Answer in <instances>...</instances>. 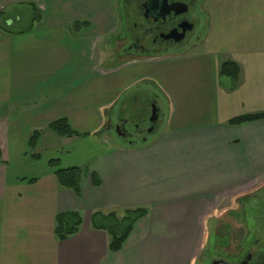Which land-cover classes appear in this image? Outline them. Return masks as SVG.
<instances>
[{"label":"crops","instance_id":"1","mask_svg":"<svg viewBox=\"0 0 264 264\" xmlns=\"http://www.w3.org/2000/svg\"><path fill=\"white\" fill-rule=\"evenodd\" d=\"M105 3L0 0L4 16L29 4L42 13L25 33L0 29V264H195L222 198L264 176V118L230 124L264 115V0H199L206 27L194 42L127 64L100 56ZM226 62L240 68L236 85L220 74ZM142 81L164 98V129L140 147L110 146L108 111ZM60 120L82 136L50 132ZM35 131L40 164L29 151ZM71 168L83 170L80 197L55 176ZM137 209L147 215L112 253L93 216ZM65 213L82 226L60 242Z\"/></svg>","mask_w":264,"mask_h":264},{"label":"rangeland","instance_id":"2","mask_svg":"<svg viewBox=\"0 0 264 264\" xmlns=\"http://www.w3.org/2000/svg\"><path fill=\"white\" fill-rule=\"evenodd\" d=\"M123 1L124 0H106L104 5V11L106 12L104 25L110 32L104 37L108 45L107 51H102L100 56L111 58L112 61H110V63L113 62L114 64H127V59H118L120 51L126 45V42L121 41V36L124 33L126 24V20L122 13ZM29 16L32 17L31 8H16L9 10L0 23L4 28H11L14 32L18 33L27 29L30 22ZM200 17L199 15L200 26L196 30L195 37L191 42H194L197 39V33L206 27L204 24L205 20L202 21ZM173 54H175V52L168 55ZM177 54L179 55L180 52L176 53V55ZM143 59L145 60V58ZM146 59L148 60L149 58ZM154 103H158L157 107H159L161 111L157 118L155 128L151 132H148L150 129V119L148 118L150 115L149 105L151 104V107H156ZM166 112L167 108L160 91L152 89L148 86L147 82L142 81L134 89L130 90L115 107H112V109L108 111V118L110 121L108 126L110 128L103 129L101 137L105 138L106 136L110 146L116 144L123 147H140L144 145L145 142H151L162 132L165 126L163 114L166 115ZM144 116L147 121H143L142 117ZM119 121L125 122L130 132L138 125L140 129L146 132L145 140L140 141L134 138L133 141L129 143L112 128ZM47 147L48 143L44 142L42 150L44 155L52 153V150ZM36 162L38 163V160H36ZM33 164L39 166L38 164L40 163ZM27 170L31 171L32 169L27 168ZM261 192H264V176L253 180L251 186L248 187L245 192L222 198L219 210L216 212L215 217H213V222L208 226V233H210V235L207 236L206 241H204L203 248L195 264H210L211 256L213 257L219 253L231 254L236 252L244 244V241L249 235L254 236L258 234L264 237V232H262L264 229H261L263 223L261 221H254V215L248 206V202L256 197L258 198ZM256 204L258 205V199Z\"/></svg>","mask_w":264,"mask_h":264},{"label":"flooded vegetation","instance_id":"3","mask_svg":"<svg viewBox=\"0 0 264 264\" xmlns=\"http://www.w3.org/2000/svg\"><path fill=\"white\" fill-rule=\"evenodd\" d=\"M171 12H174V15ZM122 13L126 24L121 41L126 42V45L120 51L118 59H127V62L180 52L194 39L200 26L199 0H124ZM182 31H185L183 35ZM153 109L156 111V118L150 122L151 131L155 128L160 113L150 104L149 119ZM142 118L147 121L145 116ZM112 128L116 131L119 128L120 135H125L123 138L129 143L134 138L140 141L146 138V132L138 125L132 132L123 121H119ZM248 206L254 215V221L263 223V230L264 192H261L258 198L250 200ZM210 264H264V237L258 234L249 235L239 250L231 254L219 253L211 256Z\"/></svg>","mask_w":264,"mask_h":264},{"label":"trees","instance_id":"4","mask_svg":"<svg viewBox=\"0 0 264 264\" xmlns=\"http://www.w3.org/2000/svg\"><path fill=\"white\" fill-rule=\"evenodd\" d=\"M32 10L31 23L32 27L41 22L42 13L33 4L28 6ZM5 18L4 14H0V21ZM31 27V26H30ZM30 27L22 32H14L11 28H4L0 23V29L9 34H22ZM222 76L229 77L233 80L235 85L239 81L240 68L233 62H226L220 68ZM264 118L263 114L250 115L237 118L230 122L231 125H243L252 123ZM49 131L59 137L73 138L82 136L71 129L66 120H60L50 125ZM43 131H35L31 134L29 139V151L31 158L39 160L40 156L36 154V149ZM57 161L50 162V166L57 169ZM58 184L61 188L71 190L77 197L81 195V182L83 178V170L81 168H71L67 170H57L55 173ZM94 179V176H93ZM95 185H99L95 183ZM147 215V211L143 209L125 210L120 216L117 212H112L108 215L95 214L93 216L94 227L97 230L106 231L109 235V250L112 253H118L122 250L123 245L133 232V229L138 221ZM102 219V220H101ZM104 219V220H103ZM82 226V218L77 213L60 214L55 219L54 236L60 242H65L79 233Z\"/></svg>","mask_w":264,"mask_h":264},{"label":"water","instance_id":"5","mask_svg":"<svg viewBox=\"0 0 264 264\" xmlns=\"http://www.w3.org/2000/svg\"><path fill=\"white\" fill-rule=\"evenodd\" d=\"M171 8H172V6H170ZM174 10V9H173ZM172 14L174 13V12H171ZM174 15V14H173ZM185 31H182L181 32V35H183V33H184ZM182 37V36H181ZM155 118H156V111H155V109H153V111H152V117H151V119H150V122H153L154 120H155ZM149 132H151V130H149ZM117 133H119V135H120V132H119V128H117ZM122 137H124L125 135H121Z\"/></svg>","mask_w":264,"mask_h":264}]
</instances>
